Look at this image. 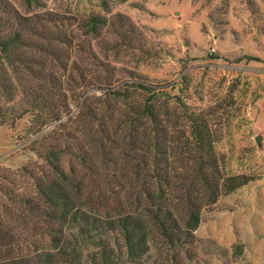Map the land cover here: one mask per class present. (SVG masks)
Instances as JSON below:
<instances>
[{
	"label": "trees",
	"instance_id": "obj_1",
	"mask_svg": "<svg viewBox=\"0 0 264 264\" xmlns=\"http://www.w3.org/2000/svg\"><path fill=\"white\" fill-rule=\"evenodd\" d=\"M46 15L0 0V128L30 116L29 148L43 162L37 173L26 166L0 175V264H70L66 227L88 215L92 226L118 233L133 261L190 243L202 211L249 182L224 173L216 107L176 98L157 112V88L126 84L149 95L128 102L104 76L87 82L102 96L72 111L81 86L71 89L63 35ZM106 24L90 15L83 26L93 36ZM22 178L31 181L25 193Z\"/></svg>",
	"mask_w": 264,
	"mask_h": 264
},
{
	"label": "rangeland",
	"instance_id": "obj_2",
	"mask_svg": "<svg viewBox=\"0 0 264 264\" xmlns=\"http://www.w3.org/2000/svg\"><path fill=\"white\" fill-rule=\"evenodd\" d=\"M9 1L24 15L54 19L65 42L66 77L74 81L71 89L81 86L72 111L87 97L102 96L87 82L104 76L128 102L149 95L126 84L157 88L151 102L157 112L176 98L192 108L216 107L211 119L224 173L249 179L202 211L193 241L168 252L151 249L137 261L118 233L92 226L89 215L71 222L65 230L75 248L70 264H264V0ZM90 15L107 21L93 36L83 26ZM30 120L0 128L1 176L26 166L43 170L29 148ZM17 183L22 193L31 188L28 178Z\"/></svg>",
	"mask_w": 264,
	"mask_h": 264
},
{
	"label": "water",
	"instance_id": "obj_3",
	"mask_svg": "<svg viewBox=\"0 0 264 264\" xmlns=\"http://www.w3.org/2000/svg\"><path fill=\"white\" fill-rule=\"evenodd\" d=\"M262 139H263V137L261 135L257 136L256 139H255L259 146L262 145Z\"/></svg>",
	"mask_w": 264,
	"mask_h": 264
}]
</instances>
